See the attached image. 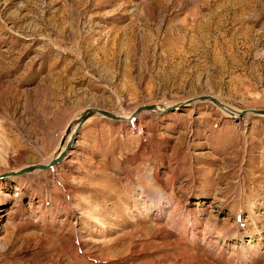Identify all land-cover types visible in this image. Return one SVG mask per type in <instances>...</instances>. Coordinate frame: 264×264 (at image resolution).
I'll return each instance as SVG.
<instances>
[{
    "label": "rangeland",
    "instance_id": "obj_1",
    "mask_svg": "<svg viewBox=\"0 0 264 264\" xmlns=\"http://www.w3.org/2000/svg\"><path fill=\"white\" fill-rule=\"evenodd\" d=\"M207 95L264 110V0H0V264L264 263V115Z\"/></svg>",
    "mask_w": 264,
    "mask_h": 264
},
{
    "label": "bare ground",
    "instance_id": "obj_2",
    "mask_svg": "<svg viewBox=\"0 0 264 264\" xmlns=\"http://www.w3.org/2000/svg\"><path fill=\"white\" fill-rule=\"evenodd\" d=\"M209 100L208 98H205L204 97H200L198 98V100ZM192 99H189L188 101L186 102H189L191 101ZM196 100V99H195ZM194 101V100H193ZM210 101V100H209ZM193 103V102H192ZM216 105V104H215ZM165 107H169V106H166V105H157V106H154V108L152 109H141L140 111L138 112H135L133 113L132 115H128V114H124V116H118L119 117V120L120 121H124L126 122V124L128 126H134L135 125V122H137V119L139 117V115L137 116V114H139L140 112H150V113H153V114H159L160 112H162V110L165 108ZM173 107V106H171ZM218 108H220L221 112L225 113L224 115H230V116H235L238 114L239 111H236V110H233L232 108H228L227 106H225L224 104L222 105H217ZM251 111L247 110V111H244L243 115L244 117L248 115V113H250ZM254 114H257V113H254ZM94 115H102L100 113H92L90 116H94ZM264 115V114H263ZM87 117L84 122L90 118ZM77 120V119H76ZM139 120V119H138ZM140 121V120H139ZM83 122V123H84ZM82 123V124H83ZM81 124V125H82ZM138 125V124H137ZM76 127V123L74 124L73 128H72V131L70 133L67 134V136L65 137V140H64V143L62 145V147L60 148V150L57 152V154L54 156L57 157L65 148L66 144L68 143L69 141V138L71 136V134L73 133L74 129ZM140 130V126L138 128ZM72 145H73V142H71L70 144V147L68 148L65 156L62 158V160H65L67 158L68 153L69 151L71 150L72 148ZM61 160V161H62ZM59 164L57 163L56 165H54L52 167V169L56 166H58ZM154 181V179H152ZM156 180V179H155ZM155 182V181H154ZM150 197V196H149ZM151 198H153V196H151ZM158 200V199H157ZM153 206L157 207V205L154 203H152ZM253 222V221H252ZM159 232V231H158ZM157 234V233H156ZM162 235H165L164 232H162ZM162 238V237H161ZM165 238V237H164ZM200 247V246H199ZM197 250V249H196ZM134 251V250H133ZM198 251H200L202 254L200 255H196V256H191V255H186V256H182V257H173V258H169L167 260H161L158 264H243V262L241 263H237V260L236 261H233V259H229V258H225L223 256H213V257H210V253L208 254L207 250L205 248H199ZM135 252V251H134ZM208 254V255H207ZM248 255H252L251 253H247ZM245 261L249 260L247 262V264H264L262 263L260 260L258 259H253L252 257H243Z\"/></svg>",
    "mask_w": 264,
    "mask_h": 264
},
{
    "label": "water",
    "instance_id": "obj_3",
    "mask_svg": "<svg viewBox=\"0 0 264 264\" xmlns=\"http://www.w3.org/2000/svg\"><path fill=\"white\" fill-rule=\"evenodd\" d=\"M205 98H208L212 103L216 104V105H222L223 103H221L219 100H217L216 98L210 96V95H207L205 96ZM154 108V105L152 104H147V105H142L140 106L139 108H137L135 111L138 112L140 111L141 109H152ZM171 107H165L163 110H167ZM162 110V111H163ZM249 111H254V112H259V113H262L264 114V110H253V109H248ZM100 113L108 118H111V119H119L118 116L106 111V110H103V109H99V108H95V107H92V108H88L86 109L84 112H82L79 116V119L78 121L76 122V127L73 131V133L71 134L70 138H69V141L68 143L66 144L64 150L55 158L49 160L46 164H41V163H38V164H33V165H29L28 167H25L23 169H20V170H17V171H9L7 173V175H10V176H19V175H22L24 173H27L28 171H31L33 169H50L52 168L54 165H56L57 163H59L62 158L65 156L68 148L70 147V144L71 142L74 140V134L77 132V130L79 129V127L81 126V124L84 122V120L89 117L92 113ZM244 111H240L238 112V115H243Z\"/></svg>",
    "mask_w": 264,
    "mask_h": 264
}]
</instances>
